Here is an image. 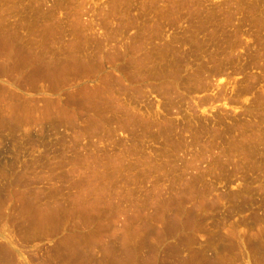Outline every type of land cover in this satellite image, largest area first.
I'll return each mask as SVG.
<instances>
[{
    "label": "rangeland",
    "instance_id": "374dc122",
    "mask_svg": "<svg viewBox=\"0 0 264 264\" xmlns=\"http://www.w3.org/2000/svg\"><path fill=\"white\" fill-rule=\"evenodd\" d=\"M0 59V264H264V0H0Z\"/></svg>",
    "mask_w": 264,
    "mask_h": 264
},
{
    "label": "bare ground",
    "instance_id": "6f19581e",
    "mask_svg": "<svg viewBox=\"0 0 264 264\" xmlns=\"http://www.w3.org/2000/svg\"><path fill=\"white\" fill-rule=\"evenodd\" d=\"M254 9H255V8H254ZM254 9H253V10H254ZM191 11H192V10H191ZM253 12H255V11H253ZM190 14L193 15L192 12H191ZM189 16H190V15H189ZM190 18H191V17H190ZM189 26H191V24H190ZM202 28H203V26H202ZM189 29H190V28H189ZM205 29H206V27L204 28V30H205ZM197 30H198V29H197ZM199 30H200V29H199ZM199 30H198V32H199ZM201 30H202V29H201ZM201 30H200V31H201ZM204 30H203V31H204ZM190 32H191V31H190ZM209 32H210V30H209ZM199 33H201V32H199ZM199 33H198V34H199ZM205 33H206V36H207L208 31H207V32L204 31V34H205ZM210 33H211V32H210ZM210 33H209V34H210ZM189 35H190V34H189ZM199 35L202 37L201 34H199ZM197 36H198V35H197ZM203 36H204V35H203ZM207 37H208V36H207ZM73 38H74V37H73ZM190 38H191V37H190ZM202 38H203V37H202ZM190 40L192 41V39H190ZM190 40H189V41H190ZM70 41H71V40H70ZM206 41L208 42V38H207ZM200 42H201V41H200ZM207 42H204V43H207ZM71 43H72V42H71ZM63 44H64V43H63ZM69 44H70V43H69ZM199 44H200V43H199ZM201 45H203V43H202ZM190 46H191V45H190ZM195 46H196V45H195ZM71 47H72V45H71ZM60 48H61V46H60ZM69 48H70V47H69ZM199 48H201V47L199 46ZM75 50H76V49H75ZM60 51H61V50H60ZM62 51H63V50H62ZM81 51H82V50H81ZM14 52H16L15 49H14ZM215 52H216V51H215ZM212 53H213V52H212ZM14 54H15V53H14ZM14 54H13V56H15L17 53H16L15 55H14ZM64 54H65V53H64ZM68 54H69V53H68ZM1 55H3V54H1ZM18 55H19V54H18ZM82 55H83V54H82ZM9 56H10V55H9ZM13 56H12V57H13ZM211 56H212V54H211ZM2 57H3V56H2ZM57 57H58V56H57ZM67 57H68V55H67ZM193 57H194V56H193ZM214 57H215V56H214ZM214 57H212V58H214ZM222 57H223V56H222ZM68 58H69V57H68ZM209 58H210V57H209ZM223 58H224V57H223ZM229 58H230V57H229ZM1 59H2V58H1ZM1 59H0V60H1ZM7 59H8V58H7ZM7 59H4V60H5V62L8 64V60H7ZM59 59H60V58H58V60H59ZM84 59H85V58H84ZM200 59H201V58H200ZM207 59H208V58H207ZM210 59H211V58H210ZM210 59H208V60L210 61ZM4 60H3V61H4ZM10 60H11V59H10ZM13 60H14V59H13ZM67 60H68V59H67ZM223 60H224V59H223ZM133 61H134V60H133ZM177 61H178V60H177ZM180 61H181V60H180ZM194 61L197 62V59L194 60ZM205 61H207V60H205ZM211 61L214 62V61H216V60H211ZM221 61H222V60H221ZM5 62H4V63H5ZM14 62H15V61H14ZM60 62H61V61H60ZM181 62H182V61H181ZM201 62H202V60H201ZM201 62H200V64H201ZM10 63H11V62H10ZM58 63H59V62H58ZM64 63H66V62H63V64H64ZM210 63H212V62H209L208 65H210ZM216 63H217V62H216ZM13 64H14V63H13ZM177 64H179V63H177ZM194 64H196V63H194ZM203 64H205V63H203ZM203 64H202V65H203ZM206 64H207V62H206ZM8 65H9V64H8ZM18 65H19V64H18ZM154 65H155V64H154ZM196 65H197V64H196ZM214 65H215V64H214ZM192 66H194V65L192 64ZM198 66H199V65H198ZM198 66H196V67H197V70H198V68H199ZM200 66H201V65H200ZM201 67H202V69H205V68H204L205 66H204V67L201 66ZM201 67H200V68H201ZM181 68H182V67H181ZM208 68H210V66H209ZM174 69H175V68H174ZM174 69H173V70H174ZM182 69H183V68H182ZM195 69H196V68H195ZM202 69H200L201 71H200V70H199V71H200V72H203ZM60 70H62V69H60ZM173 70H172V72H174ZM194 71H195V70L193 69V72H194ZM199 71H198V72H199ZM170 72H171V70H170ZM200 72H199V74H200ZM175 73H177V72H175ZM175 73H174V74H175ZM171 74H172V75H169V76H170V77H173V73H171ZM196 74H197V71H196ZM60 75H61V74H60ZM175 77H176V76H175ZM176 79H177V78H176ZM168 80L171 81L170 79H168ZM166 81H167V80H166ZM166 81H165V82H166ZM169 81H168V82H169ZM174 81H175V80H174ZM174 81H173V82H174ZM179 81H180V80H179ZM177 82H178V81H177ZM174 83H175V82H174ZM180 83H181V81H180ZM180 83H179V86H180ZM177 84H178V83H177ZM167 85L169 86V83H168ZM174 85H175V84H174ZM174 85H173V86H174ZM168 86H167V87H168ZM170 86H171V85H170ZM174 87H175V86H174ZM169 88H170V87H169ZM172 88H173V87H172ZM172 88H171V89H172ZM171 89H170V90H171ZM175 89H177V87H175ZM168 91H169V90H168ZM176 91H178V90H176ZM253 139H254V138H253ZM253 144H254V143H253ZM259 236H260V235H259ZM258 238H259V237H258ZM74 241H75V240H74ZM76 242H77V241H76ZM258 251H259V250H258ZM199 255H200V254H199ZM201 260L203 261V259H201ZM188 261H189V260H188ZM188 261H187L186 264H188V263L190 264V262H188ZM199 261H200V260H199ZM193 262H194V261H193ZM203 262H205V261H203ZM84 263H85V262H84ZM173 263H174V262H173ZM179 263H180V262H178V264H179ZM184 263H185V262H184ZM214 263L217 264L216 262H213V264H214ZM174 264H175V263H174ZM181 264H183V263H181ZM197 264H198V262H197ZM210 264H212V263H210Z\"/></svg>",
    "mask_w": 264,
    "mask_h": 264
},
{
    "label": "crops",
    "instance_id": "0c3cea01",
    "mask_svg": "<svg viewBox=\"0 0 264 264\" xmlns=\"http://www.w3.org/2000/svg\"><path fill=\"white\" fill-rule=\"evenodd\" d=\"M0 153L2 152L0 151ZM5 166H15V164H0V167H5ZM16 166H18V164Z\"/></svg>",
    "mask_w": 264,
    "mask_h": 264
}]
</instances>
